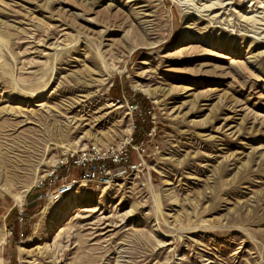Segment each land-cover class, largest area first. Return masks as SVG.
<instances>
[{"label":"rangeland","instance_id":"374dc122","mask_svg":"<svg viewBox=\"0 0 264 264\" xmlns=\"http://www.w3.org/2000/svg\"><path fill=\"white\" fill-rule=\"evenodd\" d=\"M133 125L136 171L51 196ZM0 264H264V0H0Z\"/></svg>","mask_w":264,"mask_h":264},{"label":"built area","instance_id":"2783aa9c","mask_svg":"<svg viewBox=\"0 0 264 264\" xmlns=\"http://www.w3.org/2000/svg\"><path fill=\"white\" fill-rule=\"evenodd\" d=\"M119 98L116 102H120ZM128 102V101H125ZM132 108L136 110L137 119L144 122L149 118L154 122V115L148 109L142 112L137 103H133ZM136 128L133 125L130 133L117 140L100 145L88 143L84 147H65L57 155L54 163L50 166L45 179H48V192L53 185L59 182L52 189L51 196H61L76 189L79 185L105 184L116 181L123 177L129 170L134 172L137 167L144 163L145 145L144 142L135 144L132 132ZM152 133H149L151 136ZM136 151L138 163L133 162L132 151ZM77 171V176L72 177V170ZM64 171V175L61 172ZM43 184V181H40ZM48 192L44 194L48 197ZM41 198V195L39 196Z\"/></svg>","mask_w":264,"mask_h":264},{"label":"bare ground","instance_id":"6f19581e","mask_svg":"<svg viewBox=\"0 0 264 264\" xmlns=\"http://www.w3.org/2000/svg\"><path fill=\"white\" fill-rule=\"evenodd\" d=\"M215 6V5H214Z\"/></svg>","mask_w":264,"mask_h":264}]
</instances>
